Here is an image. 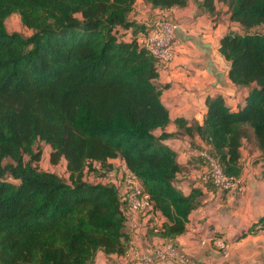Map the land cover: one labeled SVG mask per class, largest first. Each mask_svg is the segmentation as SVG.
Here are the masks:
<instances>
[{"label": "trees", "instance_id": "obj_1", "mask_svg": "<svg viewBox=\"0 0 264 264\" xmlns=\"http://www.w3.org/2000/svg\"><path fill=\"white\" fill-rule=\"evenodd\" d=\"M137 1L0 0V264H94L98 253L135 251L119 189L90 180L119 162L166 218L147 233L174 242L206 193L231 192L211 178L187 195L177 187L182 166L165 142L176 135L198 137L201 145L190 144L198 159L207 166L206 154L242 184V148L253 144L264 167V0H196L211 15L227 7L239 24L219 51L231 82L248 94L237 111L222 96L207 98L203 124L176 119L175 134L165 132V67L137 41L154 24L131 16ZM142 3L173 22L166 13L188 0ZM15 14L30 36L8 32ZM39 143L50 147L52 166L65 161L66 176L39 168ZM258 230L264 216L248 233Z\"/></svg>", "mask_w": 264, "mask_h": 264}, {"label": "crops", "instance_id": "obj_2", "mask_svg": "<svg viewBox=\"0 0 264 264\" xmlns=\"http://www.w3.org/2000/svg\"><path fill=\"white\" fill-rule=\"evenodd\" d=\"M227 10V7L217 5L216 12L211 15L204 12L196 0H188L186 6L166 13L177 27L175 58L158 77V83L165 86L161 100L171 120L165 129L167 133L178 132L176 119L202 125L206 115L205 102L209 97L222 96L232 111L245 107L248 92L231 82L228 76L230 63L219 51L223 36L239 30V24L230 21ZM131 16L148 23L160 18L159 11L149 9L142 0L137 1ZM160 133L157 131L156 135ZM165 142L176 151L182 166L177 187L186 195L193 187H201L198 180L207 166L198 159L199 152L190 148L191 143L201 145L198 137L176 135ZM242 154L246 166L241 192H230L225 198L219 192L216 197L206 193L203 206L189 215L185 232L170 244L147 232L132 234L135 252L146 256L150 248L169 247L175 249V254L189 258V264H264V230L248 233L264 216L263 161L253 144L242 148ZM165 222L166 218L161 215L154 232H158ZM214 238L225 243L227 249L218 248ZM100 255L105 256L98 253L94 264ZM105 257L125 259L117 255ZM159 264L181 262L174 255Z\"/></svg>", "mask_w": 264, "mask_h": 264}, {"label": "built area", "instance_id": "obj_3", "mask_svg": "<svg viewBox=\"0 0 264 264\" xmlns=\"http://www.w3.org/2000/svg\"><path fill=\"white\" fill-rule=\"evenodd\" d=\"M175 23L165 19H157L154 21L152 28L148 33L140 35L137 39L141 46L146 47L151 54L156 57L165 68H167L175 58ZM208 162L207 170L201 175L202 180L211 178L215 185L221 189L228 191L241 192L243 184L241 180L229 178L221 167L209 156L202 154ZM120 169L116 172H110L106 175L107 178L114 179L111 181L120 191L124 201L127 203V225L133 234H145L150 229H155L157 220L161 213L156 210L151 196L145 191L139 178L128 170L121 162ZM99 168L98 164H95ZM216 246L222 250L227 249V245L221 240L214 238ZM133 254L138 255L134 250L130 249L124 256L126 260L131 259ZM177 256L181 264H189L190 259L184 255L175 254L173 248H150L147 255L144 257H135L138 264H159L162 261ZM140 256V255H138Z\"/></svg>", "mask_w": 264, "mask_h": 264}, {"label": "rangeland", "instance_id": "obj_4", "mask_svg": "<svg viewBox=\"0 0 264 264\" xmlns=\"http://www.w3.org/2000/svg\"><path fill=\"white\" fill-rule=\"evenodd\" d=\"M6 27L9 33H19L25 37H28L31 35V32L23 27V25L21 24L20 21V17L19 15H12L10 18L7 19L6 21ZM39 148L42 150V158L41 161L39 163V168L41 170L44 171H50V172H55L61 176H66V168H65V161H62L59 165L57 166H52L50 164V147L44 143H39ZM114 179V177L107 178V177H103L100 174H91L90 175V180L93 182H104V183H109ZM138 255L133 254V257H131V259L125 260V259H120V260H116V259H111V258H107L105 256L100 255V257H98L97 259V264H138L136 263L137 259L135 258L137 257H141L142 254L140 252H137ZM144 257V255L142 256ZM126 261H128V263H125Z\"/></svg>", "mask_w": 264, "mask_h": 264}]
</instances>
